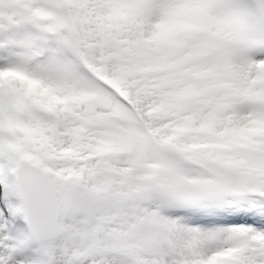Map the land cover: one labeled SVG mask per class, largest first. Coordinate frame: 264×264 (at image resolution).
Listing matches in <instances>:
<instances>
[{
  "label": "snow or ice",
  "instance_id": "6c2138e0",
  "mask_svg": "<svg viewBox=\"0 0 264 264\" xmlns=\"http://www.w3.org/2000/svg\"><path fill=\"white\" fill-rule=\"evenodd\" d=\"M0 264H264V0H0Z\"/></svg>",
  "mask_w": 264,
  "mask_h": 264
}]
</instances>
